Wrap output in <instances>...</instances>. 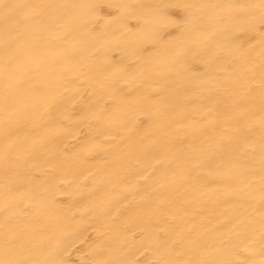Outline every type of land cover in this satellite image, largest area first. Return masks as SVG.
I'll return each instance as SVG.
<instances>
[{"label": "snow or ice", "instance_id": "snow-or-ice-1", "mask_svg": "<svg viewBox=\"0 0 264 264\" xmlns=\"http://www.w3.org/2000/svg\"><path fill=\"white\" fill-rule=\"evenodd\" d=\"M102 7L114 9L109 15L121 25L108 37L110 45L133 46L154 39L146 25L133 32L126 23L132 17L139 23L143 14L138 10L152 6L0 0V173L4 176L0 264H69L55 248L42 247L37 255L31 244V224L21 221L14 211L33 200L38 205L49 203L43 193L28 187L26 176L38 162L50 169L57 167L52 157L45 158L40 151L45 138L34 137L30 147H25L20 130L28 124L44 128L55 124L70 85L68 80L61 84L57 68L65 62L80 63L88 38L96 31L67 9H87L95 15ZM164 7L183 12L181 21L173 22L179 36L171 63L183 65L195 59L205 68L199 82L179 85L186 104L198 114L190 127L199 143L189 145L186 158L179 157L184 166L177 164L171 174L187 181L196 169L205 164L211 167L227 191L230 227L207 233L180 229L177 222L183 220L185 210L174 197L177 188L170 186L157 201L150 193L142 197L145 221L154 230H145L139 244L141 251L152 252L151 260H129L124 247L114 243L97 248L95 258L82 264H264V0ZM242 34L258 35V52L256 45L244 48ZM36 75L44 77L41 87L32 83ZM99 83L102 87L103 82ZM163 107L167 110L171 105L164 101ZM107 111L105 105L89 112L88 118L99 120ZM170 143L166 141L158 151L175 162L178 154L170 152ZM170 221L176 225L171 230L158 227ZM105 228L119 231L114 218Z\"/></svg>", "mask_w": 264, "mask_h": 264}, {"label": "bare ground", "instance_id": "bare-ground-1", "mask_svg": "<svg viewBox=\"0 0 264 264\" xmlns=\"http://www.w3.org/2000/svg\"><path fill=\"white\" fill-rule=\"evenodd\" d=\"M46 2L152 6L138 10L143 14L139 23L135 17L126 23L133 32L146 25V31L154 39L115 47L108 43L111 33L121 27L109 15L114 9L102 7L95 15L87 9H67L70 14L83 17L89 30L96 31L88 38L80 63L65 62L57 68L63 77L61 84L68 80L70 85L64 92L65 102L56 114L55 124L48 128L28 124L20 130L25 147H30L34 137H44L40 151L57 164L55 169H50L48 164L38 162L26 176L30 179L28 187L43 193V199L49 203L38 205L33 200L14 209L21 221L32 226L31 244L36 254L39 255L42 247L55 248L69 264H82L95 258L93 253L97 248L118 243L124 247L129 260H151L152 252L141 251L139 244L145 230H154L145 221L142 197L150 193L153 201H157L161 192H167L170 186L177 188L174 197L185 210L183 220L177 222L180 229L191 227L207 233L217 227H230L227 191L211 167L205 164L196 169L187 181L179 176L174 179L171 174L177 164L184 166L179 157L186 158L189 145L199 143L190 127L193 120L199 119L198 114L192 105L186 104L179 85L199 82L205 68L195 59L183 65L171 63L174 42L179 36L173 22L179 23L183 12L164 7L228 0ZM258 40L256 34L240 36L245 49L256 45L257 52ZM99 82H103L102 87ZM32 83L41 87L44 77L36 75ZM60 91L64 89L61 87ZM164 101L171 105L167 110L163 107ZM105 105L108 111L101 119L88 118L89 112ZM166 141H171L170 152L178 154L175 162L171 156L165 159L158 151ZM153 168L155 173L143 179ZM3 182L4 176L0 173V185ZM161 184L165 186L163 189ZM52 200L55 203H50ZM110 218L119 226L118 233L105 228ZM3 219L0 215V227ZM175 226L171 221L158 225L168 230Z\"/></svg>", "mask_w": 264, "mask_h": 264}]
</instances>
